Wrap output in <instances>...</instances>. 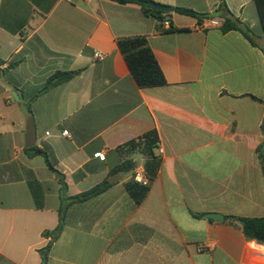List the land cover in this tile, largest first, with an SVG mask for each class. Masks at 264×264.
Segmentation results:
<instances>
[{
    "label": "crops",
    "instance_id": "1",
    "mask_svg": "<svg viewBox=\"0 0 264 264\" xmlns=\"http://www.w3.org/2000/svg\"><path fill=\"white\" fill-rule=\"evenodd\" d=\"M151 2L208 14L218 26L173 11L168 19L179 31L162 34L136 5L0 0V264H41L62 206L43 158L24 154L29 118L68 197L112 178L124 159L144 169L140 154L120 148L151 131L161 160L139 205L124 189L132 171L70 206L47 264H264V245L250 247L232 219L264 217L256 155L264 142V28L255 0H225L254 45L220 32L226 14H214L217 0ZM132 37L146 38L164 86L136 84L116 44ZM79 69L40 92L55 72ZM209 213L224 219L210 221Z\"/></svg>",
    "mask_w": 264,
    "mask_h": 264
},
{
    "label": "trees",
    "instance_id": "2",
    "mask_svg": "<svg viewBox=\"0 0 264 264\" xmlns=\"http://www.w3.org/2000/svg\"><path fill=\"white\" fill-rule=\"evenodd\" d=\"M118 5H136L140 8L142 14L146 17H151L157 21V31L162 34H168L179 31L168 19L169 13H163L160 11H155L148 6L151 0H110ZM258 16L264 28V0H255ZM174 12L191 17L195 19L198 24H201L203 20H210L211 16L208 14H198L192 10L184 8H174ZM218 12L224 13L222 22L220 24L219 30L221 33H228L231 31L241 33L252 45H254L252 40V33L241 22L234 18L228 11L226 7L225 0H217V7L214 14ZM168 23V28L164 29L163 24ZM117 47L122 54L124 61L134 78L136 84L141 89H148L153 87H160L166 84L164 75L148 46L147 40L144 37H132L123 38L116 41ZM0 60V66L2 65ZM13 64L8 65L11 67ZM82 72V69L69 71V72H55L51 75L40 92L50 90L57 87L63 83L68 82L72 78L76 77ZM27 113L30 115V105H26ZM158 138L155 131H151L145 134L137 142H130L123 146L121 149L122 154H140L144 162V171L146 177L148 178L149 184L147 186H140L130 179L125 185L124 189L129 196V198L134 202V204L139 205L146 198L150 183L156 178L157 173L160 168L161 160L155 154V149L157 147ZM24 154L28 158H34L40 156L43 158L44 163L49 171H51L57 178L60 185V198L62 201V206L59 210L58 224L54 230L46 233L49 237V242L47 245L39 251L41 257V264L48 263V257L52 244L60 237L64 229V220L67 209L74 205L84 203L92 198H95L102 193H104L111 184L108 180H104L100 184L92 187L91 189L80 193L78 195L68 197L66 196L67 186L64 182V177L60 174L50 162L48 153L46 150L39 149L36 146L32 148H25ZM256 155L260 165L262 177H264V142H262L256 148ZM135 169V164L128 159H124L123 162L114 169L113 173L116 174H128L132 173ZM29 186L34 191L35 182L29 183ZM228 219V218H226ZM211 221V219H209ZM236 221L239 223L242 234L249 241H254L257 244L264 245V217H241L237 218Z\"/></svg>",
    "mask_w": 264,
    "mask_h": 264
},
{
    "label": "water",
    "instance_id": "3",
    "mask_svg": "<svg viewBox=\"0 0 264 264\" xmlns=\"http://www.w3.org/2000/svg\"><path fill=\"white\" fill-rule=\"evenodd\" d=\"M148 6L155 11H160L163 13L173 12V8L171 6H163L160 4L153 3V2H149ZM24 139H25V141H24L25 148L35 147V145H36V134H35L34 125H33L31 118H29L27 123H26ZM118 179H119V174H114L112 176V178L108 179V182L110 184H113ZM205 218L213 219L215 221H222L224 219V217L222 215L216 214V213L206 214ZM232 219L236 220L235 217H233Z\"/></svg>",
    "mask_w": 264,
    "mask_h": 264
},
{
    "label": "built area",
    "instance_id": "4",
    "mask_svg": "<svg viewBox=\"0 0 264 264\" xmlns=\"http://www.w3.org/2000/svg\"><path fill=\"white\" fill-rule=\"evenodd\" d=\"M66 1H71V0H66ZM209 26L212 27H217L218 23L212 20H209ZM165 25H167V23H165ZM94 57L98 60H102L103 59V54L101 52H96L94 54ZM63 135H67L66 132L63 133ZM158 146V144H157ZM159 153H162V150L159 148L158 149ZM96 157H99L101 159H103V156H100L99 154L96 155ZM131 180L132 182L140 185V186H147L149 184L148 178L146 177L145 171L142 167H137L133 170L132 176H131Z\"/></svg>",
    "mask_w": 264,
    "mask_h": 264
},
{
    "label": "clouds",
    "instance_id": "5",
    "mask_svg": "<svg viewBox=\"0 0 264 264\" xmlns=\"http://www.w3.org/2000/svg\"><path fill=\"white\" fill-rule=\"evenodd\" d=\"M250 247L252 248H256L257 245L255 244V242L253 241L252 244L250 245ZM260 252L264 253V246H260L258 249Z\"/></svg>",
    "mask_w": 264,
    "mask_h": 264
},
{
    "label": "rangeland",
    "instance_id": "6",
    "mask_svg": "<svg viewBox=\"0 0 264 264\" xmlns=\"http://www.w3.org/2000/svg\"><path fill=\"white\" fill-rule=\"evenodd\" d=\"M32 94L30 93L29 95H28V97H30ZM123 178H124V176H123Z\"/></svg>",
    "mask_w": 264,
    "mask_h": 264
}]
</instances>
